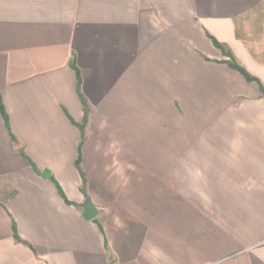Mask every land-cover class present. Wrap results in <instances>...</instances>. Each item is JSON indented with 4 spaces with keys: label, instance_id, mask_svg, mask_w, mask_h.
I'll use <instances>...</instances> for the list:
<instances>
[{
    "label": "crops",
    "instance_id": "crops-1",
    "mask_svg": "<svg viewBox=\"0 0 264 264\" xmlns=\"http://www.w3.org/2000/svg\"><path fill=\"white\" fill-rule=\"evenodd\" d=\"M261 6L0 0V264H264Z\"/></svg>",
    "mask_w": 264,
    "mask_h": 264
},
{
    "label": "rangeland",
    "instance_id": "rangeland-1",
    "mask_svg": "<svg viewBox=\"0 0 264 264\" xmlns=\"http://www.w3.org/2000/svg\"><path fill=\"white\" fill-rule=\"evenodd\" d=\"M241 38L256 47L261 45L264 51V6L246 15L238 26Z\"/></svg>",
    "mask_w": 264,
    "mask_h": 264
},
{
    "label": "water",
    "instance_id": "water-1",
    "mask_svg": "<svg viewBox=\"0 0 264 264\" xmlns=\"http://www.w3.org/2000/svg\"><path fill=\"white\" fill-rule=\"evenodd\" d=\"M39 175L41 178L46 179L49 174L47 171H44V172H41ZM83 211L84 212H83L82 217L86 220H90L94 218V216H96L97 214L96 209L94 208V206L91 204L89 200H87V202L84 204Z\"/></svg>",
    "mask_w": 264,
    "mask_h": 264
},
{
    "label": "trees",
    "instance_id": "trees-1",
    "mask_svg": "<svg viewBox=\"0 0 264 264\" xmlns=\"http://www.w3.org/2000/svg\"><path fill=\"white\" fill-rule=\"evenodd\" d=\"M229 65L232 66V68H234V69L238 70L239 72H241L244 76H246V75L244 74V72H243L240 68H238L236 65L231 64V63H230ZM246 78L249 79L247 76H246Z\"/></svg>",
    "mask_w": 264,
    "mask_h": 264
}]
</instances>
